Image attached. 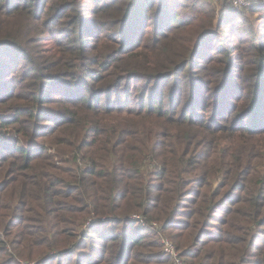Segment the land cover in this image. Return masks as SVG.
Segmentation results:
<instances>
[{
	"label": "trees",
	"instance_id": "trees-1",
	"mask_svg": "<svg viewBox=\"0 0 264 264\" xmlns=\"http://www.w3.org/2000/svg\"><path fill=\"white\" fill-rule=\"evenodd\" d=\"M255 1L0 0V264H264Z\"/></svg>",
	"mask_w": 264,
	"mask_h": 264
},
{
	"label": "built area",
	"instance_id": "built-area-1",
	"mask_svg": "<svg viewBox=\"0 0 264 264\" xmlns=\"http://www.w3.org/2000/svg\"><path fill=\"white\" fill-rule=\"evenodd\" d=\"M212 2L217 9L218 18H221L222 15L227 11L226 9H222L225 0H212ZM259 4L260 3L252 2L250 0H230V9L242 10L255 7ZM140 222L142 221L140 220ZM161 243L163 254L171 258L172 264H187L180 256V252L173 241L168 239L166 236H161Z\"/></svg>",
	"mask_w": 264,
	"mask_h": 264
},
{
	"label": "rangeland",
	"instance_id": "rangeland-1",
	"mask_svg": "<svg viewBox=\"0 0 264 264\" xmlns=\"http://www.w3.org/2000/svg\"><path fill=\"white\" fill-rule=\"evenodd\" d=\"M208 3H210L211 5H212V7L216 10V15H217V9H216V7L213 5V2H212V0H206ZM217 17H218V15H217Z\"/></svg>",
	"mask_w": 264,
	"mask_h": 264
},
{
	"label": "crops",
	"instance_id": "crops-1",
	"mask_svg": "<svg viewBox=\"0 0 264 264\" xmlns=\"http://www.w3.org/2000/svg\"><path fill=\"white\" fill-rule=\"evenodd\" d=\"M252 2H257V3H260L261 1H255V0H250ZM264 1V0H263ZM227 10V9H226Z\"/></svg>",
	"mask_w": 264,
	"mask_h": 264
}]
</instances>
